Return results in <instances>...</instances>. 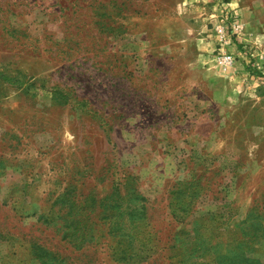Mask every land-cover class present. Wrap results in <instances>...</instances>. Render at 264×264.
Segmentation results:
<instances>
[{
    "label": "rangeland",
    "instance_id": "1",
    "mask_svg": "<svg viewBox=\"0 0 264 264\" xmlns=\"http://www.w3.org/2000/svg\"><path fill=\"white\" fill-rule=\"evenodd\" d=\"M0 264H264V0H0Z\"/></svg>",
    "mask_w": 264,
    "mask_h": 264
},
{
    "label": "built area",
    "instance_id": "2",
    "mask_svg": "<svg viewBox=\"0 0 264 264\" xmlns=\"http://www.w3.org/2000/svg\"><path fill=\"white\" fill-rule=\"evenodd\" d=\"M222 29H223L222 27H219V31H222ZM220 35L224 36L225 34H224V32H221ZM217 59H218V61H220V63H222L225 67L232 65V62H233V60H234L232 54L227 53V52H225V51H220L219 54H218V56H217Z\"/></svg>",
    "mask_w": 264,
    "mask_h": 264
}]
</instances>
